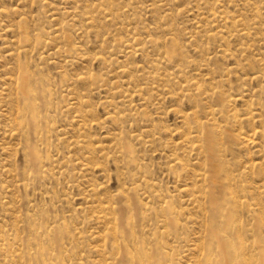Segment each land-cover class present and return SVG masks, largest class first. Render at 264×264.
I'll list each match as a JSON object with an SVG mask.
<instances>
[{
	"label": "rangeland",
	"instance_id": "1",
	"mask_svg": "<svg viewBox=\"0 0 264 264\" xmlns=\"http://www.w3.org/2000/svg\"><path fill=\"white\" fill-rule=\"evenodd\" d=\"M61 1L0 0V264H33L27 257L37 252L41 227L58 241L48 247L51 264H90L113 249L114 222L129 215V229L146 245L164 244L176 264H203L217 220L205 192L210 167L201 127L222 134L231 182L245 187L236 194L234 231L247 257L262 264L255 260H264L257 251L264 249V0ZM214 11L221 17L211 18ZM21 25L32 39L25 53ZM169 45L176 52L166 61ZM19 56L53 91L54 128L33 140L20 126ZM30 146L55 164L36 166ZM121 190L127 197L118 200Z\"/></svg>",
	"mask_w": 264,
	"mask_h": 264
},
{
	"label": "bare ground",
	"instance_id": "2",
	"mask_svg": "<svg viewBox=\"0 0 264 264\" xmlns=\"http://www.w3.org/2000/svg\"><path fill=\"white\" fill-rule=\"evenodd\" d=\"M63 1V0H62ZM61 1V2H62ZM249 1V0H248ZM246 1V2H248ZM207 2V1H206ZM222 2V1H221ZM63 3V2H62ZM108 3V2H107ZM261 3V2H260ZM64 4V3H63ZM114 5V4H113ZM145 5V4H144ZM150 5V4H149ZM148 5V6H149ZM211 5V4H210ZM209 5V7H210ZM246 5V4H245ZM197 6V5H196ZM203 6V4H202ZM207 6V5H206ZM215 6V5H214ZM226 6V5H225ZM238 6V5H237ZM168 8V7H167ZM205 8V7H203ZM202 8V9H203ZM222 8V7H220ZM243 8V7H242ZM248 8V7H247ZM75 9V8H73ZM197 9V8H196ZM195 9V10H196ZM217 9V8H216ZM227 9V7H226ZM208 10V8L206 9ZM214 10V9H213ZM222 10V9H221ZM224 10V9H223ZM228 10V9H227ZM240 10V8H239ZM251 10V9H250ZM256 10V9H255ZM263 10V9H262ZM126 11V10H125ZM150 11V10H149ZM168 11V10H167ZM202 11V10H201ZM148 12V11H147ZM211 12V11H210ZM264 10L262 11V13ZM2 13V12H1ZM223 14V18L227 17V12L224 10L221 12ZM232 13V12H231ZM236 14V13H235ZM254 14V13H253ZM234 15H232L233 17ZM118 17V16H117ZM160 17V16H159ZM218 17H221L217 15L214 11L213 14H211V18L218 19ZM104 18V17H103ZM239 18V17H238ZM7 19V18H6ZM99 21V18H97ZM106 19V18H104ZM163 19V18H162ZM228 19V18H226ZM258 19V18H257ZM157 21H160V19H157ZM239 21V20H238ZM229 22V21H228ZM20 23V21H19ZM63 23V22H62ZM208 23V22H207ZM261 24V23H260ZM108 25V24H107ZM218 25V24H217ZM70 26V25H69ZM235 26V25H234ZM176 27V26H175ZM224 27V26H223ZM236 27V26H235ZM21 30V41H20V46L23 49L22 53H25L27 48L31 46L32 44V39L30 37V33L28 28L25 25H21L20 27ZM252 28V27H251ZM68 29V28H67ZM161 29V28H160ZM168 29V28H167ZM248 29V28H247ZM163 30V28H162ZM225 30V29H224ZM164 31V30H163ZM219 31V30H218ZM238 31V30H237ZM254 31V30H253ZM169 32V31H168ZM222 32V31H221ZM56 33V32H55ZM164 33V32H163ZM243 33V32H242ZM110 34V33H109ZM201 34V33H200ZM54 35V34H53ZM220 35V34H219ZM227 36V35H226ZM215 36L211 35L209 38L213 39ZM43 39V38H42ZM157 39V37H156ZM227 40V39H225ZM61 41V39H60ZM170 41V40H169ZM223 41V40H222ZM229 41V40H227ZM64 42V41H62ZM126 42V41H125ZM124 42V43H125ZM128 42V41H127ZM65 43V42H64ZM174 43V42H173ZM216 43V42H215ZM34 44L36 46H39L41 44V38L38 36L34 40ZM79 44V43H78ZM121 44V43H120ZM48 46V45H47ZM253 47V46H252ZM213 48V47H212ZM36 49V48H35ZM129 49V48H128ZM83 50V49H82ZM127 50V49H126ZM176 52V47L173 45H169L166 49V52L164 53V58L166 61H170L173 57V55ZM159 53V52H158ZM84 54V53H83ZM210 54V53H209ZM38 56V55H37ZM160 56V54L158 55ZM39 57V56H38ZM99 58V57H98ZM17 67L19 70V73L17 77L15 78V82L17 87L15 88L16 90V96L19 98L20 104L18 105V110L19 113L21 114V117L23 119L20 122V126L23 128L24 132L27 133V137L29 140H33V138H36V136H40L42 134H46L48 132V128L53 129L54 126L50 124V121L48 120L49 112L53 108L54 109V102H53V91L46 85L41 83V80L39 79L38 75H36L29 67V63L22 59L20 56L17 58ZM257 60V59H256ZM255 60V61H256ZM73 61V60H72ZM100 61V60H99ZM45 62V61H44ZM257 62V61H256ZM255 62V63H256ZM254 63V65H256ZM194 66V65H193ZM121 67V66H120ZM126 67V66H125ZM244 67V66H243ZM222 68V67H221ZM245 69V67H244ZM158 70V69H157ZM264 70V69H261ZM203 71V70H202ZM226 71V70H225ZM241 71V70H240ZM183 72V71H182ZM192 72V71H191ZM200 72V71H199ZM259 73V72H258ZM86 74V73H85ZM217 74V73H216ZM252 74V73H250ZM260 74V73H259ZM191 75V74H188ZM254 75V74H253ZM218 76V75H217ZM255 76V75H254ZM88 77V75H87ZM121 77V76H120ZM251 77V76H250ZM247 77V78H250ZM257 77V76H256ZM130 78V77H129ZM191 78V77H190ZM223 78V77H222ZM252 78V77H251ZM65 79V78H64ZM72 79V78H71ZM193 79V78H192ZM124 79H122L123 81ZM120 81V80H119ZM121 83V82H120ZM131 83V82H130ZM53 84V83H52ZM194 84V82H193ZM102 85V84H101ZM203 85V84H202ZM212 85V84H211ZM135 89L137 88V85H135ZM215 86V85H213ZM120 87V86H119ZM122 88L123 85L121 86ZM181 87V86H180ZM112 88V87H111ZM126 88V87H125ZM209 88V87H208ZM100 89V88H99ZM131 89V88H130ZM142 89V88H141ZM150 89V88H149ZM218 89V88H217ZM111 92V89H109ZM113 90V89H112ZM123 90V89H122ZM210 90H213L212 88ZM221 90V89H220ZM59 91V90H58ZM128 91V89L126 90ZM124 91V93L126 92ZM136 91V90H135ZM133 89V93L135 92ZM167 91V90H166ZM131 92V94H132ZM195 92V91H194ZM245 92V91H244ZM243 92V93H244ZM60 93V91H59ZM154 93V92H153ZM159 93V92H158ZM157 93V94H158ZM242 93V94H243ZM61 94V93H60ZM130 94V95H131ZM136 94V93H134ZM133 94V95H134ZM143 94V93H142ZM202 94V93H201ZM167 95V94H166ZM171 95V94H170ZM211 95V94H210ZM220 95V94H219ZM244 95V94H243ZM159 96V95H158ZM162 96V95H161ZM213 96V95H211ZM217 96V95H216ZM173 97V96H171ZM197 97V96H196ZM232 97V96H230ZM114 98V97H113ZM132 98V96H130ZM212 98V97H211ZM215 98V97H214ZM221 98V97H220ZM219 98V99H220ZM141 100V99H140ZM210 100V99H207ZM71 100H69L70 102ZM213 101V99H212ZM221 101V100H220ZM220 101L218 103H220ZM68 102V103H69ZM132 99H127L125 97L122 100V104L125 105H130L132 103ZM237 102V101H236ZM255 102V101H254ZM253 102V103H254ZM258 102V101H257ZM72 103H69L67 106L71 105ZM251 104V103H250ZM261 104V103H260ZM109 105V104H108ZM111 105V104H110ZM160 105V104H159ZM158 105V106H159ZM17 107V106H15ZM66 107V106H65ZM64 107V108H65ZM67 108V107H66ZM68 109V108H67ZM230 109V108H229ZM234 111V110H232ZM69 112V111H68ZM133 112V111H132ZM227 112V111H226ZM53 114V113H52ZM110 116V115H109ZM251 116V115H250ZM50 118V117H49ZM183 118H187L186 115H183ZM234 118V117H233ZM112 120V119H111ZM60 121V120H59ZM225 122V121H224ZM232 122V121H230ZM84 126V125H83ZM61 127V126H60ZM236 127V126H235ZM212 128V126H211ZM219 128V127H217ZM201 132L200 136L204 139L207 147V153L209 157V176H206V178H210V184H209V189L208 192L205 190L206 194L208 195L210 199V204L212 205L213 212L216 213L215 219L217 222L213 221L214 227L213 229L210 230L212 237L209 238L211 242L207 245V247H204V249L207 250L205 257H204V262L203 264H257L254 263L250 258L247 257V255H250L247 253V247L245 245V242L242 239V234L238 231H234V221L236 222L235 218L239 217V213L241 209L238 210V207L236 206V194H238L239 190L243 191L245 189L244 185H240L239 187L235 186L234 183L232 184L231 182V177L228 175L229 171L228 168L224 165V160L221 158L223 154H221L222 151H226L227 147H223L221 143L218 142L219 139L222 138V134L219 131L208 129L201 127ZM237 129V128H236ZM58 130V129H57ZM56 130V131H57ZM60 130V129H59ZM231 131V129H230ZM226 132V138L227 139H233L235 138V135L231 133ZM163 133V132H162ZM260 133V132H259ZM258 133V134H259ZM11 135V134H10ZM261 135L264 136V132L261 133ZM140 134H135L133 135L134 138L138 139L140 138ZM194 136V135H193ZM237 137V136H236ZM120 138V137H119ZM225 138V139H226ZM17 139V138H16ZM20 139V138H19ZM119 140V139H118ZM117 140V141H118ZM222 140V139H221ZM250 141V138L247 139ZM252 140V139H251ZM254 140V139H253ZM36 141V140H35ZM121 141V140H120ZM137 141V140H136ZM237 141V140H236ZM251 142V141H250ZM61 143V142H60ZM147 143V142H146ZM253 143V142H252ZM40 144V143H39ZM52 144V143H51ZM233 144V143H232ZM29 145V142L27 143V146ZM78 145V144H77ZM252 145V144H251ZM95 146V145H94ZM127 146V150H131V147L129 145ZM146 146V145H145ZM149 146V145H148ZM45 147V146H44ZM117 147V146H116ZM88 148V147H87ZM111 149V148H110ZM233 149V148H232ZM30 150L32 153V159L31 161L36 165V166H41V167H46V166H52L55 164L54 159H51L50 156L42 157L40 153L38 154L36 152L35 146H30ZM45 150V148H44ZM106 151V150H105ZM110 151V150H109ZM107 152V151H106ZM175 152V151H174ZM89 153V152H88ZM193 153V151H192ZM110 155V154H109ZM114 155V154H113ZM132 155V154H131ZM115 156V155H114ZM116 157V156H115ZM206 159V158H205ZM117 160V159H116ZM60 161V160H59ZM253 161V160H252ZM122 162V161H121ZM135 162V161H134ZM206 162V161H205ZM238 162V161H237ZM123 163V162H122ZM133 163V162H132ZM254 163V162H253ZM133 165V164H132ZM134 168V167H133ZM64 169V168H63ZM256 169V167L254 168ZM143 170V169H142ZM104 171V170H103ZM253 171V170H251ZM255 171V170H254ZM253 171V172H254ZM38 172V170H37ZM172 172V171H171ZM203 172V171H202ZM231 172V171H230ZM170 173V172H169ZM123 175V174H122ZM201 175V174H200ZM199 175V176H200ZM124 176V175H123ZM244 177V176H243ZM36 178V177H35ZM138 178V177H137ZM247 178V177H246ZM126 179V178H125ZM128 179V178H127ZM197 179V178H196ZM203 179V178H202ZM235 178H233L234 180ZM36 180V179H35ZM39 180V179H38ZM153 182V180H152ZM261 184V183H260ZM144 185V184H143ZM199 185V184H198ZM264 185V184H263ZM99 184L97 185L96 188H98ZM262 186V185H261ZM100 187V186H99ZM196 187V186H195ZM198 187V186H197ZM204 188V187H203ZM208 188V187H207ZM239 188V189H238ZM250 188V187H249ZM258 189V188H257ZM185 190V189H184ZM99 191V188H98ZM193 191V190H192ZM203 191V190H202ZM263 191V190H262ZM129 192V191H127ZM197 192V191H196ZM195 192V193H196ZM200 192V191H199ZM257 192V191H256ZM126 193V190H125ZM124 191H118L115 197L118 200H123L125 197ZM203 193V192H202ZM248 193V192H247ZM255 193V192H254ZM129 194V193H127ZM194 195V194H193ZM133 196V195H132ZM156 196V195H155ZM203 196V195H202ZM240 196V195H239ZM249 196V194H248ZM257 195H255L256 197ZM134 197V196H133ZM176 197V196H175ZM192 197V196H191ZM197 197V196H195ZM205 197V196H203ZM202 197V198H203ZM251 197V196H250ZM259 197V196H258ZM257 197V198H258ZM111 198V197H110ZM168 198V197H167ZM107 199V198H106ZM166 199V198H165ZM198 199V197L196 198ZM264 199V197H263ZM191 200V199H190ZM195 200V199H194ZM261 200V197H260ZM148 201V200H147ZM202 201V200H200ZM241 201V198H240ZM253 201V200H252ZM259 201V200H257ZM262 201V200H261ZM130 201H128L129 203ZM132 202L135 204V199H132ZM149 202V201H148ZM184 203H187L184 202ZM198 203V202H197ZM203 203V202H202ZM240 203V202H239ZM238 203V204H239ZM244 203V202H243ZM123 204V202H122ZM155 204V203H154ZM196 204V203H195ZM251 204V203H250ZM260 204V203H259ZM165 206V203H164ZM251 206V205H250ZM258 206V205H257ZM256 206V209L258 210ZM134 207V206H133ZM160 207V206H159ZM93 208V207H92ZM122 208V207H121ZM120 208V209H121ZM181 208V207H180ZM203 208V207H202ZM139 209V207H138ZM142 209V208H140ZM139 209V210H140ZM186 209V208H185ZM244 209V208H243ZM262 206V212L263 210ZM80 210V209H79ZM123 210V208L121 209ZM127 210V208H126ZM125 210V212H126ZM134 210V209H133ZM137 210V209H136ZM200 210V209H199ZM205 210V209H204ZM145 211V210H144ZM154 211V210H153ZM81 212V211H80ZM84 212V210H83ZM115 212V211H114ZM141 212V211H140ZM143 212V211H142ZM149 212V211H147ZM187 212V211H186ZM254 212V211H253ZM261 212V211H260ZM145 213V212H144ZM184 213V212H183ZM188 213V212H187ZM245 213V212H242ZM124 214V212H123ZM148 214V213H147ZM186 214V213H185ZM189 214V213H188ZM78 215V214H77ZM115 215V214H113ZM253 215V214H252ZM255 215V214H254ZM150 216V215H149ZM262 216V215H261ZM86 217V215H85ZM124 217V215H123ZM171 217V216H170ZM153 218V217H152ZM189 218V217H188ZM187 218V219H188ZM203 218L205 216L203 215ZM31 219V218H30ZM33 219V218H32ZM65 219V218H64ZM81 218H79L80 220ZM122 220L116 219V222H114V227H113V234L116 237L115 244L112 250L108 251V255L106 253H103V256L100 260L96 258V261L90 263V264H176L175 258L173 253L170 254L167 249L165 248L164 244H155L154 246H149L146 245L145 242H143L141 239L137 238L136 234L134 231H131L129 229V222L132 223L134 220L133 215H129L126 217V220H123L124 218H121ZM151 219V218H150ZM161 219V218H160ZM167 219V218H166ZM195 219V218H194ZM259 219V218H258ZM36 220V219H35ZM93 220V218H92ZM91 220V221H92ZM99 220V219H97ZM197 220V219H195ZM206 220V219H205ZM208 220V219H207ZM206 220V221H207ZM57 221V219H56ZM90 221V220H89ZM90 221V222H91ZM184 221V220H183ZM187 222V220H185ZM189 221V220H188ZM209 221V220H208ZM212 221V220H211ZM96 222V221H95ZM142 222V221H141ZM159 222V221H158ZM202 222V221H201ZM240 222V221H239ZM185 222H183L184 224ZM264 223V221H263ZM28 224V223H27ZM166 223H164L165 225ZM174 224V223H173ZM182 224V225H183ZM192 224V223H191ZM198 224V222H197ZM200 224V223H199ZM198 224V225H199ZM241 224V223H239ZM42 225V224H41ZM88 225V224H87ZM91 225V224H90ZM133 225V224H132ZM150 225V224H149ZM167 225V224H166ZM190 225V224H189ZM237 225V224H235ZM108 227V225H105ZM110 226V225H109ZM112 226V225H111ZM151 226V225H150ZM178 226V225H177ZM181 226V225H180ZM179 226V227H180ZM191 226V225H190ZM206 226V225H205ZM27 227V226H26ZM76 227V226H75ZM80 227V225H79ZM147 227V226H146ZM203 226H201L202 228ZM28 228V227H27ZM38 228V227H37ZM42 231H37L35 232L38 237L35 239L36 244L38 245L37 252L33 256H28L27 258L29 261L33 264H51L50 260L46 255H49V250L48 247L51 244H56L57 238H51V231H48L46 227H41ZM136 228V227H135ZM163 228V227H162ZM176 228V227H175ZM183 228V227H182ZM188 228V226H187ZM196 228V227H195ZM237 228V227H236ZM239 228V227H238ZM39 229V228H38ZM82 229V228H81ZM96 229V228H95ZM99 229V228H98ZM106 229V228H105ZM108 229V228H107ZM134 229V228H133ZM147 228H145L146 230ZM149 229V228H148ZM170 229V228H169ZM56 230V229H55ZM135 230V229H134ZM162 230V229H161ZM199 230V229H198ZM197 230V231H198ZM29 231V230H28ZM137 231V229H136ZM139 231V230H138ZM189 231V230H188ZM57 232V231H56ZM106 232V231H105ZM161 232V231H160ZM182 232V231H181ZM195 232V231H194ZM33 233V230H32ZM65 234L68 235L69 237V231H65ZM62 233V234H63ZM107 233V232H106ZM192 233V230L191 232ZM189 233V234H190ZM206 234L205 232H203ZM101 234V233H100ZM145 234V233H144ZM149 234V233H148ZM153 234V233H152ZM169 234V233H168ZM167 234V235H168ZM185 234V232L183 233ZM6 235V233H5ZM85 235V233H84ZM96 235V234H95ZM166 235V236H167ZM182 235V234H181ZM188 235V234H187ZM186 235V237H187ZM199 235V234H198ZM207 235V234H206ZM24 236V235H23ZM53 236V235H52ZM151 236V235H148ZM162 236V234L160 235ZM173 236V235H172ZM183 236V235H182ZM195 236V235H194ZM202 236V235H201ZM25 237V236H24ZM67 237V236H66ZM65 237V239H66ZM74 237V236H73ZM100 237V236H99ZM155 236H152V238ZM189 237V236H188ZM203 237V236H202ZM215 237L216 240L215 241ZM46 238V240L44 239ZM112 238V237H111ZM151 238V239H152ZM180 238V237H179ZM11 239V238H10ZM183 239V238H182ZM180 239V240H182ZM186 239V238H185ZM206 239V238H205ZM12 240V239H11ZM61 240V239H60ZM67 240V239H66ZM86 240V238H85ZM148 240V239H147ZM150 240V239H149ZM163 240V238L161 239ZM197 240V239H196ZM24 241V240H23ZM32 241V240H31ZM75 241V240H74ZM87 241V240H86ZM259 241V239H258ZM5 242V241H4ZM19 242H21L19 240ZM25 242V241H24ZM85 242V241H84ZM201 241H199L200 243ZM215 242V244H214ZM248 242V241H246ZM6 243V242H5ZM13 243V242H12ZM15 243V242H14ZM26 243V242H25ZM78 243V241H77ZM103 243V242H102ZM130 243V244H129ZM164 243V242H163ZM176 243V242H175ZM181 243H184L183 240ZM180 243V244H181ZM198 243V244H199ZM3 244V243H2ZM24 244V243H23ZM82 245V243L80 242ZM160 246H159V245ZM189 244V243H188ZM255 244V243H254ZM4 245V244H3ZM34 245V244H33ZM67 245H71L70 243H67ZM66 245V246H67ZM80 245V246H81ZM92 245V244H91ZM110 245V244H109ZM175 245V244H174ZM201 245V244H200ZM16 246V245H15ZM97 247V246H96ZM94 247V248H96ZM181 247V246H180ZM178 247V248H180ZM190 247V246H189ZM194 247V246H193ZM8 248V247H7ZM35 248V247H34ZM52 248V247H51ZM69 248V247H68ZM84 248V247H83ZM186 248V247H185ZM9 249V248H8ZM102 249V248H101ZM182 249V248H181ZM254 249V248H253ZM252 249V250H253ZM85 250V249H84ZM109 250V249H108ZM169 250V249H168ZM187 250V249H186ZM190 250V249H189ZM6 251V250H5ZM256 252V249H254ZM258 255L264 256V249L262 246L257 247ZM15 252V251H14ZM74 250L72 249L73 253ZM95 252V251H94ZM100 252V251H99ZM6 253V252H5ZM54 253V252H53ZM67 253V252H66ZM102 253V252H101ZM100 253V254H101ZM180 253V252H179ZM183 253V252H182ZM200 253V252H199ZM11 254V253H10ZM16 254V253H14ZM26 254V253H25ZM96 254V253H95ZM181 254V253H180ZM254 254V253H251ZM20 255V254H19ZM24 255V254H21ZM28 255V254H27ZM257 255V256H258ZM4 256V255H3ZM12 256V255H11ZM179 256V255H178ZM191 256V255H190ZM258 256V257H259ZM13 257V256H12ZM21 257V256H20ZM25 257V256H24ZM52 257V256H51ZM75 257V256H74ZM94 257V256H93ZM202 257V256H201ZM251 257H254L253 255ZM10 258V257H9ZM54 258V257H53ZM78 258V257H77ZM183 258V257H182ZM7 259V258H6ZM5 259V260H6ZM12 259V258H11ZM18 259V258H17ZM23 259V258H22ZM70 259V258H69ZM87 259H89L87 257ZM26 260V259H25ZM57 264H67L64 260V258H58ZM86 260V259H85ZM85 260L82 259L80 262H75V263H69V264H85ZM179 260V259H178ZM261 260L262 264H264V260L262 259H256ZM3 261V260H1ZM12 261V260H11ZM14 261V260H13ZM12 261V262H13ZM56 261V260H55ZM53 261V262H55ZM79 261V260H78ZM90 260L87 261V264L89 263ZM15 262V261H14ZM202 262V261H201ZM1 263V262H0ZM21 263H24L21 261ZM188 263V262H187ZM191 263V262H190ZM189 263V264H190ZM20 264V263H19ZM194 264V261H193Z\"/></svg>",
	"mask_w": 264,
	"mask_h": 264
}]
</instances>
